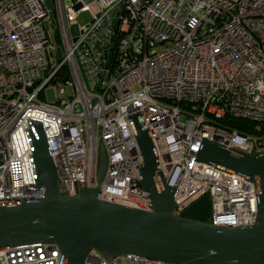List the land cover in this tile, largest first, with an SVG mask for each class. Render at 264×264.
I'll return each mask as SVG.
<instances>
[{"label":"built area","instance_id":"2783aa9c","mask_svg":"<svg viewBox=\"0 0 264 264\" xmlns=\"http://www.w3.org/2000/svg\"><path fill=\"white\" fill-rule=\"evenodd\" d=\"M81 11L90 19L73 36ZM52 18L56 53L45 28ZM48 85L53 102L43 94ZM134 113L157 157L155 188H174L173 214L206 195L205 222L255 224L257 183L196 154L204 139L238 153L264 151V0H0V203L44 194L30 133L40 123L58 194L76 196L96 184L102 147L98 198L151 210L150 199L130 186L143 164L129 122ZM226 117L249 124L241 132L216 124ZM58 263L53 244L0 250V264ZM83 264L170 263L133 254L108 259L93 248Z\"/></svg>","mask_w":264,"mask_h":264},{"label":"water","instance_id":"95a60500","mask_svg":"<svg viewBox=\"0 0 264 264\" xmlns=\"http://www.w3.org/2000/svg\"><path fill=\"white\" fill-rule=\"evenodd\" d=\"M110 57L108 54L107 62ZM106 62V63H107ZM129 122L143 164L131 190L150 199L151 210L125 206L98 198L106 167L101 147L94 186L82 187L76 196L58 194L57 173L40 123L31 124L32 153L37 182L44 194L34 200L16 198L0 203V250L15 246L53 244L58 264H83L91 249L105 258L133 254L170 264H264V151L238 153L204 139L197 160L257 183L256 223L225 227L205 222L209 200L201 196L180 216L174 188H155L157 157L139 114ZM1 158V157H0ZM1 164V159H0ZM159 173V172H158Z\"/></svg>","mask_w":264,"mask_h":264},{"label":"rangeland","instance_id":"374dc122","mask_svg":"<svg viewBox=\"0 0 264 264\" xmlns=\"http://www.w3.org/2000/svg\"><path fill=\"white\" fill-rule=\"evenodd\" d=\"M84 5V2H78L74 4L75 9H79L80 7H82ZM90 9H92L93 11H96V5L94 3L90 4ZM90 19V13L88 11H81V13H79L76 18L71 22V26H70V31L72 33L73 36H76L79 34L80 28L86 24L87 21H89ZM45 28L47 29V32L51 38V43H53L55 45V49H53V53L55 52H59L60 51V44L61 41L58 37V33L55 30L56 29V24H55V20L54 18H52L50 20V22L45 23ZM43 94L45 95V100L48 102H53L55 100V93H54V87L52 85H48L46 86V88L44 89ZM180 110L183 113H190V114H195L193 112H191L189 109H187L185 106L184 107H180ZM183 119V117H182Z\"/></svg>","mask_w":264,"mask_h":264},{"label":"trees","instance_id":"16d2710c","mask_svg":"<svg viewBox=\"0 0 264 264\" xmlns=\"http://www.w3.org/2000/svg\"><path fill=\"white\" fill-rule=\"evenodd\" d=\"M180 107H184V105L180 104ZM227 123L231 124L230 127L237 128L238 132L242 131L243 125L249 124L246 121H242V120H239V119H229L227 117L224 118V119L219 120L218 123H216V124L220 125V126H224Z\"/></svg>","mask_w":264,"mask_h":264}]
</instances>
